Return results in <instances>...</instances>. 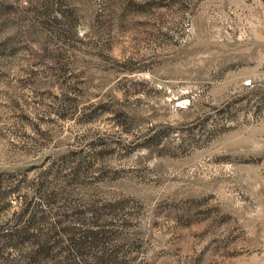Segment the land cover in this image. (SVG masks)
<instances>
[{"label":"rangeland","instance_id":"obj_1","mask_svg":"<svg viewBox=\"0 0 264 264\" xmlns=\"http://www.w3.org/2000/svg\"><path fill=\"white\" fill-rule=\"evenodd\" d=\"M0 264H264V0H0Z\"/></svg>","mask_w":264,"mask_h":264}]
</instances>
